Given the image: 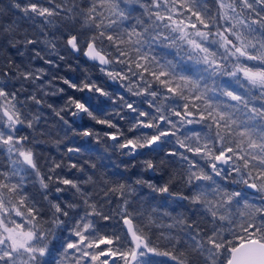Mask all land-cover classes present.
<instances>
[{
    "label": "snow or ice",
    "instance_id": "6c2138e0",
    "mask_svg": "<svg viewBox=\"0 0 264 264\" xmlns=\"http://www.w3.org/2000/svg\"><path fill=\"white\" fill-rule=\"evenodd\" d=\"M45 3L8 0L0 5V20L7 17L0 22V264H151L153 257H167L175 264H264V204L216 179L227 181L221 165H231V183L264 198V136L256 139L241 132L242 124L235 119L241 108L252 113V120L264 119L255 103L264 102V0ZM10 12L15 19L7 16ZM29 22L31 30L24 27ZM160 46L175 48L201 66L214 91L206 81L178 72L173 61L158 60L155 49ZM7 49L27 56L28 62L8 59ZM72 56L92 62L76 80L51 71L60 67L57 61L76 71ZM34 59L49 68L33 65ZM93 69L126 94L109 91L104 82L93 79ZM225 78L252 99L223 87ZM57 82L83 95L64 96L65 88ZM213 95L226 100L214 102ZM50 97H63L64 103L56 107ZM105 99L113 107H105ZM45 108L66 131L54 138L60 157L42 163L37 146L49 142L39 127ZM66 115L91 120L107 131L77 129ZM193 124H203L209 132L187 128ZM76 136L94 138L107 146L105 151L110 147L121 156L139 158L143 171L153 173L159 165L151 153L173 143L166 156L180 162V171L162 185L142 177L135 185L186 201L189 207L176 215L165 212L172 223L153 240V229L161 227L157 209L134 208L130 197L136 188L122 174L93 172L86 179L63 175L65 169L83 173L85 164L97 168L91 159L73 160L84 152L71 141ZM200 161H206L211 172ZM83 185L99 192L93 195ZM67 191L77 199L61 202ZM116 195L118 201L112 199ZM106 206L115 211H106ZM97 218L104 221L102 226ZM225 227L227 235L222 234ZM64 232L67 239L57 247Z\"/></svg>",
    "mask_w": 264,
    "mask_h": 264
},
{
    "label": "trees",
    "instance_id": "16d2710c",
    "mask_svg": "<svg viewBox=\"0 0 264 264\" xmlns=\"http://www.w3.org/2000/svg\"><path fill=\"white\" fill-rule=\"evenodd\" d=\"M77 2H81V0H77ZM8 0H0V5H7ZM138 14V13H136ZM8 17H11L12 19H15V16L12 15V13L7 14ZM7 17H5L3 20H0V22H6ZM25 28L31 30V22L29 24L24 25ZM50 31H55L54 28L50 26ZM61 32H67V29L63 26H60ZM40 47H43V45H40ZM155 54L158 60L167 59L173 61L174 64L178 65L177 71L182 73L183 75L189 76L193 79H199L202 81H206L210 90L212 89V82L208 78L207 73L203 71L201 66L195 64L194 62L187 59V56L180 52L178 54V50L175 48H170L166 46H160L155 49ZM5 56H7L8 59L15 61L17 64L20 63V61L23 59L25 63L28 62L27 56L21 57L19 56L15 49H7L4 53ZM33 55V54H29ZM69 61L72 64V67L76 69V71L69 70L65 62L57 61L60 67L58 69L54 68L51 71L56 72L60 76H65L66 78L70 80H76L78 77L82 75V68L85 65H91L92 62L86 61V59L81 56L79 60L75 58V56H72L69 58ZM249 62V61H247ZM2 63V62H0ZM33 65L43 67V68H49L48 65H45L43 61L40 60H33ZM254 64L255 62H249ZM119 67V66H117ZM92 78L101 82H104L106 86L109 88V91H113L116 93H124V90L119 88L117 84L108 81L106 77H104L102 74L99 73L98 70H91ZM58 86L65 88L64 96L68 95H83L81 93H76L72 89H68L66 85L60 84L57 82ZM159 87V86H158ZM221 87V82H216V88ZM223 87L229 88L231 90H234L238 93L245 94L248 96L249 99H252V96L250 93H247L245 89L239 88L235 85L234 81L228 80V78H225V81L223 83ZM130 99H137L140 100L142 98H133L129 97ZM104 99V98H101ZM212 100L214 102H222L226 100L225 97L219 96V95H213ZM49 101L52 102L56 107H60L64 103L63 97H50ZM235 103V102H232ZM256 107L259 111H264V108L260 107V105L264 102H262L260 99H256L255 101ZM104 106L107 108L113 107V105L108 102L106 99L104 100ZM144 108H147V104L143 105ZM253 105L249 104L248 108L251 109ZM247 113V114H246ZM43 120L40 124V129L42 132L45 133V138L48 139L49 142L40 144L37 146V151L41 155L42 163L45 159L49 157L59 158L61 153L57 151L56 145L54 143V138L57 136H63L64 131H66L65 126L63 123L51 112V110L45 108L43 113ZM252 115L251 112H248L246 109L241 108L239 112L235 114V119L242 124L240 127L241 132H248L251 133L253 138L258 139L260 136H264V119H250L249 117ZM66 118L72 123L74 127L77 129H83L84 127L88 128H94L97 131H107V129H103L100 125H95L94 122L88 119L80 120V119H74L70 115H66ZM173 119H178L176 117H173ZM121 123H125L124 121H121ZM188 129H195L196 132L200 133H208L209 129L205 128L203 124H193L188 125ZM29 130H25V133ZM183 131V129H182ZM51 132L52 137H48L47 133ZM22 133V134H25ZM232 140L238 139L236 136L231 137ZM71 141L76 144L83 147L84 152L80 156H73V160H79L81 163H83L84 160L91 159L93 163L97 165L96 169H92L90 165L85 164L84 168L86 169L85 172L81 173L76 170H67L65 169L63 175L70 179H76L81 176H83L85 179L87 176L93 172L96 173L97 176L101 174H122L126 181H130L136 188V191L132 194L130 197V200L132 201V206L134 208L136 207H143V208H155L157 209V216L159 218V222L161 224V227L154 228L152 238L153 240H156L157 236L161 232H168V229L166 227L167 224L172 223V220L169 219V217L165 216L164 213L168 212L173 215L179 214L180 212H183L185 208L189 207L186 201H180V200H174L171 198H168L167 196H161L158 193H153L151 189H149L147 186L143 185H135V180L138 177H142L143 179L150 181L153 184L156 185H162L164 184L168 179L169 175L173 174L175 172H179V161L172 160V158L166 156V150L174 148L175 145L171 142H169L166 145H163L151 153V159L159 165L157 168V171L155 173L151 171H143V164L141 160L135 159L133 160L130 157L127 156H121L118 151H113L110 147L107 151H105V148L107 147L103 143H97L94 138H84L80 136L71 137ZM230 142L226 139V143ZM112 142L108 141V145H110ZM63 146L61 145V148ZM142 155H147L148 150L142 149L140 150ZM183 151V150H181ZM191 155V154H189ZM99 157V158H98ZM198 159V157H197ZM163 160L164 162L161 164L160 161ZM201 164H204L207 171L211 172L210 168H207V163L205 161H200ZM222 167V166H221ZM224 175L227 176V181H224L221 177H216L217 180H220L221 183L225 184L228 187L231 188H238L241 191L244 192L245 197L250 200L254 201L257 205L264 204V198L260 196V194L255 193L253 191H247L244 188V185L241 184H232L231 181L233 179V174L228 167L225 169ZM32 192L36 191V188H33L31 184L28 186ZM63 187V186H61ZM83 187H87L89 192H92L93 195L99 192V188H94L92 185H83ZM187 191V189H185ZM77 197L74 195L73 191H67L61 195V202H72L76 200ZM112 199L114 201L119 200V196H113ZM109 207L113 211H115L114 206H106L105 210H109ZM197 220H201L199 216L195 217ZM98 225H103L104 221L99 220L97 218ZM203 224V221H201ZM224 224H227V221L224 222ZM211 225H208V228H210ZM235 227V225H233ZM102 231L108 232L109 234L112 233L113 229L111 228H102ZM223 235L228 234V229L225 227L222 232ZM67 232H64L61 235L60 241L57 243V247H59V243H63L65 239H67ZM181 239H183V235L181 234ZM101 247H105L104 245H101ZM122 264V262H121ZM151 264H175V262L169 260L167 257H153ZM194 264H199L198 261H194Z\"/></svg>",
    "mask_w": 264,
    "mask_h": 264
},
{
    "label": "rangeland",
    "instance_id": "374dc122",
    "mask_svg": "<svg viewBox=\"0 0 264 264\" xmlns=\"http://www.w3.org/2000/svg\"><path fill=\"white\" fill-rule=\"evenodd\" d=\"M37 2L38 3H42V4H45V6H47V4L45 3V0H37ZM246 63L247 64H252V63H248L247 61H246ZM206 162V161H205ZM229 168H230V170H231V172H232V166L231 165H227ZM109 259H111V258H109Z\"/></svg>",
    "mask_w": 264,
    "mask_h": 264
},
{
    "label": "water",
    "instance_id": "95a60500",
    "mask_svg": "<svg viewBox=\"0 0 264 264\" xmlns=\"http://www.w3.org/2000/svg\"><path fill=\"white\" fill-rule=\"evenodd\" d=\"M86 59V58H85ZM91 62V61H90ZM224 169L226 168L227 165H221ZM245 188V186H244ZM246 189V188H245ZM247 191H253V190H249V189H246Z\"/></svg>",
    "mask_w": 264,
    "mask_h": 264
},
{
    "label": "flooded vegetation",
    "instance_id": "af4514ba",
    "mask_svg": "<svg viewBox=\"0 0 264 264\" xmlns=\"http://www.w3.org/2000/svg\"><path fill=\"white\" fill-rule=\"evenodd\" d=\"M249 62H251V61H249ZM249 62H248V63H249ZM227 168H228V166H226V168H225V169H227Z\"/></svg>",
    "mask_w": 264,
    "mask_h": 264
}]
</instances>
